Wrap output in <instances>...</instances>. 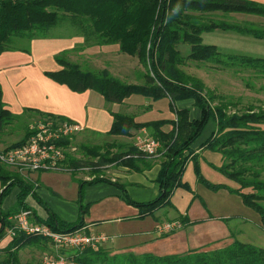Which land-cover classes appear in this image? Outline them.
<instances>
[{"label":"trees","instance_id":"obj_1","mask_svg":"<svg viewBox=\"0 0 264 264\" xmlns=\"http://www.w3.org/2000/svg\"><path fill=\"white\" fill-rule=\"evenodd\" d=\"M206 12L243 13L264 17V6L246 0H0V55L6 52L21 51L30 53V44L34 40L49 39L53 30L68 25L73 33H82L94 45H119L120 52L138 58L148 71L143 87L123 83L112 77L108 71H89L78 64L68 61L69 51L56 56V62L62 67L58 72L45 73L47 77L60 85H66L76 93L92 90L100 94L110 104H123L134 95L150 98L154 101L167 98L170 110L176 115V121H156L136 123L133 116L114 114L109 135L131 137L134 131L143 128L152 130V136L160 145V154L164 159L157 178L160 195L148 203H136L130 199L124 188V200L139 210V219L165 208H172V197L178 188L189 190L183 181L189 160L194 163L197 181L207 189L218 192L226 190L241 197L248 208L261 216L264 231V112L253 110L245 114L228 113L225 100L215 105V98L206 91L205 84L181 70L185 61L212 63L223 69L241 66L264 75V58L246 55H228L214 45L202 42V34L217 27L206 24L203 14ZM229 29L254 38L264 39V28L247 25H233ZM189 47L183 56L180 47ZM193 100L200 109V119L191 120L187 109L178 110L176 103ZM33 112V110H26ZM42 118H56L62 122L69 120L51 114L38 112ZM20 116L11 114L3 102L0 87V136L5 127L18 121ZM209 122L216 124L215 132L203 144V148L221 154L223 165L213 168L225 178L234 181L239 189L224 184H213L205 179L201 172L199 158L192 153V145L203 134ZM171 125L168 133L161 128ZM29 128L25 137L12 147L23 145L29 137ZM69 145V142L64 143ZM94 150V149H93ZM88 153L95 155L92 149ZM130 154L113 155L107 162L123 161ZM193 155V156H192ZM105 160L99 165L107 164ZM71 167L79 164L68 159ZM97 164V165H98ZM0 180L3 186L0 192V241L6 236L5 230L11 226L9 217L22 211L32 210L28 198L33 196L48 213L45 223L60 232H75L85 227L84 216L87 208L80 202V218L76 223L61 221L34 193V187L21 179L16 173L8 172L0 165ZM108 182L95 178L89 184ZM80 184V196L83 186ZM14 188L19 189L15 206L3 210L6 198ZM250 190L248 193L243 191ZM33 211V210H32ZM34 213V211H33ZM35 214V213H34ZM181 227L193 225L186 217L180 216ZM231 218L223 219L228 222ZM45 240L26 237L20 233L3 248L5 255L0 264H21L19 251L25 246H41ZM103 249H88L74 258L85 264H264V247L233 240L232 243L217 249L208 247L189 251L179 255L141 256L120 255L109 257Z\"/></svg>","mask_w":264,"mask_h":264},{"label":"crops","instance_id":"obj_2","mask_svg":"<svg viewBox=\"0 0 264 264\" xmlns=\"http://www.w3.org/2000/svg\"><path fill=\"white\" fill-rule=\"evenodd\" d=\"M246 1L264 6V0ZM203 15V20L207 24L222 27L204 32L202 42L206 45H214L222 53L228 55H241L235 54L234 49L231 48L230 44L232 41L235 42L234 39L251 37L229 29L230 26L261 27L255 21L259 17L256 15L222 12H206ZM223 40H226L222 43L225 44L224 46L219 43ZM64 51H71L73 55L78 54L76 63L82 68L89 67L90 71H110L111 75L110 66L113 62H128L129 59L135 58L122 54L119 45L98 46L91 43L90 40L88 43L87 37L82 33L34 40L30 44V53L21 51L3 53L0 55V73H8L6 80L8 89L2 80H0V87L5 107L11 114L22 117L29 109L33 110V112H28L31 118L41 117L38 112L65 118L83 127V138L94 140V143L103 139L108 141L118 139L117 149L123 153L132 154L131 156L137 154L135 152L137 138H153V131L143 128L134 131L130 138L109 136L114 114L133 115L135 122L139 124L162 120L176 121V115L170 110V101L167 98L148 101L143 96L134 95L123 104H110L95 91L76 93L66 85L56 83L45 73L58 72L62 69L55 58ZM94 52L99 54L93 57L92 53ZM113 77L117 78V74H114ZM175 105L178 110H189L191 120L200 119L201 111L195 106L193 100L178 101ZM141 108L145 109L141 110ZM171 129V125H166L161 128V131L168 133ZM215 130L216 124L209 122L191 149L193 155L199 158L200 168L205 179L211 183L216 180L215 184H225L224 180L218 182L220 176L213 168V166L220 167L222 165L221 154L203 148V144ZM133 139L134 141L131 142ZM128 141L131 143L129 144ZM163 160L161 155L131 157L129 163L121 165L111 179L104 178L108 181L107 183L96 184L88 183L94 177L90 178L81 173L72 175L71 172L60 171L22 175L16 170L13 171L21 179L31 184L34 187V193L49 210L65 223H76L79 220L81 202L87 208V213L84 216V231L90 235H102L109 238L108 243L101 247L110 254L109 257L129 254L135 256L144 254L179 255L205 247L221 248L226 246L223 244L229 241L232 243L234 239L231 238V228L228 226L231 220L224 222L223 219L226 218L214 212L209 215L202 207L200 200L193 195L197 180L192 160H189L183 177V181L191 188L192 193L182 188L176 189L172 197V204L176 207V211L169 208V210L161 211H166L165 213L157 212L154 216H147L141 219L143 221H140L139 210L125 202L121 187L136 203L154 201L160 195L157 178ZM81 183H88L83 186L82 196H80ZM18 193L19 189L14 188L4 201V211L11 210L15 206ZM11 196L14 197V200L7 203ZM178 198L181 204L179 207L176 206ZM28 204L34 211L37 220L48 218V213L43 205H40L33 196L28 198ZM180 216H186L193 225L180 227L170 234H162L158 231V225L166 223V219L179 222L177 219ZM31 247L41 250L39 246ZM49 248L51 249L50 246Z\"/></svg>","mask_w":264,"mask_h":264},{"label":"rangeland","instance_id":"obj_3","mask_svg":"<svg viewBox=\"0 0 264 264\" xmlns=\"http://www.w3.org/2000/svg\"><path fill=\"white\" fill-rule=\"evenodd\" d=\"M251 15L254 16L253 14ZM255 21L258 23V25L264 28L263 16H259L257 19H255ZM70 34H72V32L66 24H64L62 27L56 28L52 32V35L54 36H63ZM234 40L235 42L230 41V45L231 48L234 49L235 54L246 55L254 58H264V39L254 37H241ZM223 42H226V40L219 42L220 45L224 46L225 44H222ZM232 43L235 45H233ZM180 49L182 51L183 56H186L189 52V47L181 46ZM97 54L99 53L94 52L92 53V56L94 57ZM77 55L78 54L73 55L70 51L67 55L68 61L73 64H78L76 63L78 62ZM129 60L130 61L128 62H113L110 66L112 75L114 76V74H117V78H114L123 83L140 87L145 86V75L147 74L148 69L143 66L137 58ZM84 69H87L89 71L91 70V68L89 67H86ZM181 70L187 75L192 76L193 78L200 79L205 84L206 91H208L216 99L214 103L215 105H218L220 104V101L225 100V104H228V113H237L242 115L249 110H253L257 113L264 112L263 74L241 66L227 67L223 69L222 67L215 66L212 63H199L187 60L185 61V64L181 67ZM7 79L8 73H0V80H2V82L6 85V89H8L6 82ZM147 99L148 101L151 100L150 98ZM144 109L145 108H141V110ZM45 119L59 120L56 118H31L29 117L28 112H25V115L20 117L18 121H15L11 125L5 127L3 133L0 136V147H11L13 144L19 142L25 137L30 125ZM261 128L264 129V126H261ZM82 133L83 132L77 134L73 138L66 141L69 142L68 149H66L67 158L65 162L66 164H64L61 171L71 172L72 175H77L81 173L89 176L90 178L94 177V179L100 177H102L103 179H111L112 176L116 174V172H118V168L123 165V161H111L109 163L106 160H109L113 155L127 153H123L120 149H117L118 139H113L112 141L103 139L98 140V142L94 143V140L83 138ZM133 141L134 139L131 142ZM128 142L129 144L131 143L130 141ZM87 149H92V152H94L95 155H91L90 153H88ZM135 152H138L137 146L135 147ZM69 158L74 161H77L79 164H77L76 167H71L68 163ZM126 158L127 156H123L122 159ZM101 160H105L107 164L99 165L98 163ZM7 170L8 172H10V174L15 173V171H13L14 169L12 168H7ZM217 174L220 176L218 182H222L221 180H224V183L227 186L233 189H239V185L237 183L228 180L218 171ZM194 175L196 177L195 171ZM214 181L215 182H212L213 184L217 182L216 180ZM0 184L2 188L4 184L1 180ZM187 191L192 193L191 188H189V190ZM218 192H213L207 189L205 186H203L197 181V184L195 186V192L193 195L198 200H200L202 207L209 215H211L210 213L213 214L214 212L217 215L220 214L224 216L225 218H231V221H229L230 223H228V226L231 228V238L244 243L253 244L257 247H264V231L261 225V216L254 210L245 206L241 197L230 194L226 190H223V192H221L220 190V193ZM243 192L248 193L250 192V190H245ZM13 200L14 197L11 196L7 200V203L12 202ZM176 202V206L179 207L181 205L179 198L176 199ZM162 210H169V208L165 207L157 212H161ZM173 210L176 211V207H174ZM177 220H180L179 217ZM140 221L143 220L140 219ZM165 221L166 223L172 222V220L169 219H166ZM12 240L13 239H11V237L5 236L0 241V261L5 257L2 252V249L8 247ZM230 242L231 241L224 243L223 245H227ZM39 247L41 248V250L34 249L30 245L23 247L19 251L20 263L42 264L43 256L49 252L50 248L47 242H44ZM64 254L68 257L75 256V253L70 250L64 251ZM106 255L109 256L110 254L107 253Z\"/></svg>","mask_w":264,"mask_h":264},{"label":"built area","instance_id":"obj_4","mask_svg":"<svg viewBox=\"0 0 264 264\" xmlns=\"http://www.w3.org/2000/svg\"><path fill=\"white\" fill-rule=\"evenodd\" d=\"M80 124L45 119L29 126V137L19 147H0V165L16 170L19 174L60 172L66 164V141L83 131ZM138 152L134 156L156 157L161 155L160 143L151 137L137 138ZM134 156H127L131 158ZM11 226L5 235L15 238L18 233L26 237L45 240L51 249L43 256L42 264H85L74 257H68L64 251L70 250L82 254L88 249L98 250L107 244V236L87 234L84 229L75 232L55 231L45 223L37 221L32 210H25L9 217ZM181 227L179 222L159 225L158 231L170 234Z\"/></svg>","mask_w":264,"mask_h":264}]
</instances>
